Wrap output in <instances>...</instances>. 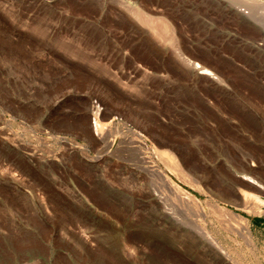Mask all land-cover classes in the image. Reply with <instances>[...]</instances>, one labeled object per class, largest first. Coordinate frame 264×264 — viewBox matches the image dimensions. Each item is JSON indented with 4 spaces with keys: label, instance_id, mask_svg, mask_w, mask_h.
<instances>
[{
    "label": "rangeland",
    "instance_id": "obj_1",
    "mask_svg": "<svg viewBox=\"0 0 264 264\" xmlns=\"http://www.w3.org/2000/svg\"><path fill=\"white\" fill-rule=\"evenodd\" d=\"M222 2L0 0V264H264V191L242 180L264 186V41ZM160 22L218 80L152 36ZM143 147L181 191L242 216L251 242L207 217L215 248L193 212L185 236L155 222L150 193L175 195Z\"/></svg>",
    "mask_w": 264,
    "mask_h": 264
},
{
    "label": "bare ground",
    "instance_id": "obj_2",
    "mask_svg": "<svg viewBox=\"0 0 264 264\" xmlns=\"http://www.w3.org/2000/svg\"><path fill=\"white\" fill-rule=\"evenodd\" d=\"M223 2L225 3V5ZM223 2L221 4L224 5L225 8L235 9V12H237L240 15V17L246 21L248 26L244 25L243 27H240V29L243 28L246 34H250L252 36V40L255 41V39L257 38V39L264 41V0H223ZM123 10L126 11L129 14V16L132 17L137 22H140L144 25L145 24L150 25L148 19H144L145 18L144 13L138 6L134 4H130V3H124ZM151 34L152 36L159 38L162 42L168 44L171 50L174 52V54L177 55V57H179V59H181L186 66H190L193 71L197 70L200 72L199 73L200 75L212 76V79L218 80V78L215 76L216 75L215 68L212 69L208 67L209 65H206L205 63L199 64L197 62H193L190 59H188L186 56H184L178 44V38L176 37L175 30L171 28L167 23L160 22L159 25H157L156 27L154 28L151 27ZM143 149L146 154V157L144 158L143 161L146 164H148L150 168H154V171L157 174L155 178H158V179L160 178V180H162L163 183L170 190L173 191L172 192L174 193L173 195H175L174 196L175 199L173 198L174 201H170L171 198L168 201L164 199V197H162L163 196L162 194H161L162 196L160 194H157L155 192L157 190H154L152 193H150V197H152V199L154 200V203L156 204L155 222L157 223L164 222L165 224L168 225L170 229H175L178 232H180V234L185 236V234L186 235L188 234H187V231H185L182 228V225H185L187 222L186 221L187 213L193 212L194 213L193 215L195 217L200 219L203 222V224L205 223L204 225H202V227H197L199 233L201 235L206 236V238H208V240L213 244L215 248H220L221 246L218 240L210 232H208L206 228L207 217H210L211 219L216 221L220 226H222L225 232L229 234L228 239L231 242H234V244L237 243L238 245V241L236 238H241L246 243L251 242L250 230H249L248 224L242 216L216 203H213V202L204 203L203 201L181 191L172 181L169 180V178H167L168 176H166L164 172L158 167L153 157L147 152V148L143 147ZM165 152L155 150L156 156L161 157L167 163V165H169L170 169L172 167L175 171L179 173H183L181 169H179V164L175 160V158L171 156V154L165 153ZM244 159L245 157L243 156L242 162L247 161ZM242 171L244 172L243 174L244 176L242 177V180L247 181L249 184L255 186L260 191L262 192L264 191V186L260 182L255 180L254 178L249 177L247 175L246 169H243ZM159 183L160 181L156 182V184L158 185H156L157 187H154L155 189H158V187H160L161 185L164 186V184H161V183H160L161 185L159 186ZM160 189L161 191H164L162 190V187L159 188V191ZM152 190H153V187H152ZM163 193L165 195V192ZM262 203L264 202L260 200L259 207H261ZM225 218H231V219L237 220L240 223L241 229L239 231L238 230L237 231L228 230L226 226L222 225L221 223L223 219ZM172 240L175 242L174 239ZM183 244L185 245L184 242ZM186 249L189 251L190 250L189 246L184 249L185 253H187ZM211 250L213 251V249ZM221 250H222L221 255L225 257H229V254H230L229 252L224 251L223 249ZM195 254H196V257H198V259L201 260V257L197 251L195 252Z\"/></svg>",
    "mask_w": 264,
    "mask_h": 264
}]
</instances>
